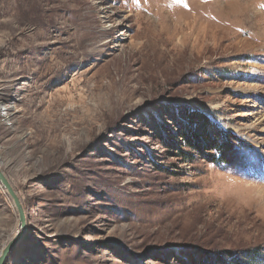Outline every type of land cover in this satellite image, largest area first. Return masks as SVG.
Wrapping results in <instances>:
<instances>
[{"label":"rangeland","instance_id":"374dc122","mask_svg":"<svg viewBox=\"0 0 264 264\" xmlns=\"http://www.w3.org/2000/svg\"><path fill=\"white\" fill-rule=\"evenodd\" d=\"M0 171L5 264H264V0H0Z\"/></svg>","mask_w":264,"mask_h":264},{"label":"trees","instance_id":"16d2710c","mask_svg":"<svg viewBox=\"0 0 264 264\" xmlns=\"http://www.w3.org/2000/svg\"><path fill=\"white\" fill-rule=\"evenodd\" d=\"M190 122L192 121V117L189 116ZM196 128L198 127H192V126H186L184 125L183 129L184 132L182 133L184 139L190 144L193 145V141L191 137L197 136V130ZM194 146V145H193ZM257 252L255 250L247 252L244 257L242 258H236L235 256H231L228 259H223V258H217L214 264H255L256 259L258 255L256 254Z\"/></svg>","mask_w":264,"mask_h":264},{"label":"water","instance_id":"95a60500","mask_svg":"<svg viewBox=\"0 0 264 264\" xmlns=\"http://www.w3.org/2000/svg\"><path fill=\"white\" fill-rule=\"evenodd\" d=\"M0 183L2 184V186L4 187V189L6 190V192L8 193V195L11 197L13 204L15 206V209L17 210L18 213V218L20 223L23 226L24 223V215H23V211H22V207L21 204L19 202V199L17 197V195L15 194V191L13 190L11 184L9 183V181L7 180V178L4 176V174L0 171ZM15 241L12 240L2 251L1 255H0V264H5V261L7 259V255L9 254L11 248L13 247Z\"/></svg>","mask_w":264,"mask_h":264},{"label":"bare ground","instance_id":"6f19581e","mask_svg":"<svg viewBox=\"0 0 264 264\" xmlns=\"http://www.w3.org/2000/svg\"><path fill=\"white\" fill-rule=\"evenodd\" d=\"M6 115H8V113H7ZM3 249H4V248H3ZM2 251H3V250H2ZM2 251L0 252V255H1Z\"/></svg>","mask_w":264,"mask_h":264}]
</instances>
